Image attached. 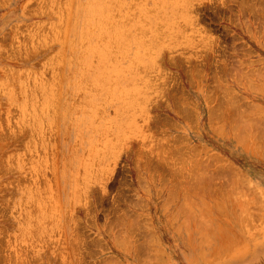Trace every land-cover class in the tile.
<instances>
[{
	"label": "rangeland",
	"instance_id": "1",
	"mask_svg": "<svg viewBox=\"0 0 264 264\" xmlns=\"http://www.w3.org/2000/svg\"><path fill=\"white\" fill-rule=\"evenodd\" d=\"M0 264H264V0H0Z\"/></svg>",
	"mask_w": 264,
	"mask_h": 264
},
{
	"label": "bare ground",
	"instance_id": "2",
	"mask_svg": "<svg viewBox=\"0 0 264 264\" xmlns=\"http://www.w3.org/2000/svg\"><path fill=\"white\" fill-rule=\"evenodd\" d=\"M130 5H132V4H130ZM127 6H128V4H127ZM112 12V11H111ZM110 14V13H109ZM120 14V13H119ZM125 14H126V12H125ZM139 15V14H138ZM103 17V16H102ZM110 18V17H109ZM114 18V17H113ZM116 19V18H115ZM144 20V19H143ZM130 21H131V19H130ZM160 22V21H159ZM127 23H129V22H127ZM108 25V24H107ZM112 25V24H111ZM111 25H110V27H111ZM155 25H156V23H155ZM137 26V25H136ZM109 27V26H108ZM107 27V28H108ZM139 27V26H138ZM145 27V26H144ZM101 28V27H100ZM106 28V29H107ZM125 28V27H124ZM135 29V28H134ZM112 30V29H111ZM136 31V30H135ZM112 33V32H111ZM149 33V32H148ZM118 35V34H117ZM120 35H121V33H120ZM147 35V34H146ZM105 36V35H104ZM127 36V35H126ZM99 37H101V35L99 36ZM98 37V38H99ZM129 37V36H128ZM145 37V36H144ZM147 37V36H146ZM117 44V43H116ZM104 46V45H103ZM113 46V45H112ZM110 49V48H109ZM153 51V50H152ZM95 52H96V50H95ZM113 52V51H112ZM106 53V52H105ZM143 54V53H142ZM151 54V53H150ZM145 55V54H144ZM116 57H118V56H116ZM95 58H96V56H95ZM95 58H93V60L95 59ZM111 58H112V56H111ZM118 59V58H117ZM92 60V59H91ZM130 60H132V59H130ZM95 61V60H94ZM106 65V64H105ZM144 65V64H143ZM131 68V67H130ZM133 70V69H132ZM58 71V70H57ZM126 72V71H125ZM56 80V79H55ZM135 80H136V78H135ZM141 80V79H140ZM139 81V80H138ZM111 82V81H110ZM44 83V82H43ZM145 85V84H144ZM51 89V88H50ZM44 90V89H43ZM130 92H131V90H130ZM26 93H28L27 91H26ZM134 94V93H133ZM28 96V95H27ZM51 96V95H50ZM130 96V95H129ZM142 98V97H141ZM55 99V98H54ZM138 99V98H137ZM143 100V99H142ZM25 105V104H24ZM23 108V107H22ZM27 108V107H26ZM25 110H27V109H25ZM24 113V112H23ZM124 131V130H123ZM127 132V131H126ZM125 238V237H124ZM118 240H119V238H117ZM125 240V239H124ZM120 241V240H119Z\"/></svg>",
	"mask_w": 264,
	"mask_h": 264
}]
</instances>
